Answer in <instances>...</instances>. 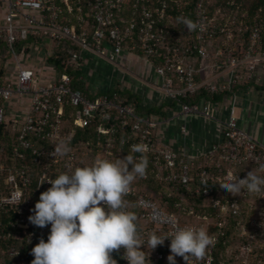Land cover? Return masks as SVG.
Returning a JSON list of instances; mask_svg holds the SVG:
<instances>
[{
	"label": "built area",
	"instance_id": "built-area-1",
	"mask_svg": "<svg viewBox=\"0 0 264 264\" xmlns=\"http://www.w3.org/2000/svg\"><path fill=\"white\" fill-rule=\"evenodd\" d=\"M124 54L154 67L163 80L155 89L180 106L182 118L216 120L218 108L229 105L222 139L203 160L162 146L156 138L161 120L140 116L119 93L89 96L50 63L61 60L82 81L90 58L120 68ZM30 61L36 66L24 65ZM245 89L264 91V7L250 13L247 0H0V128L17 133L6 144L11 155L0 146V264H32V248L50 234L51 225L29 221L35 205L26 200L28 190L36 184L44 192L47 180L97 159H123L117 142L130 151L146 145L131 153L138 161L147 157L150 173L169 186L168 198L179 199L177 214L170 213L133 182L124 200L143 241L152 232L203 229L213 246L199 264H264V193L220 191L249 172L264 177V145L240 129L236 114ZM15 99L29 106L20 123L9 116ZM87 128H94L99 157L90 141L75 142L77 129ZM198 200L215 216L195 215ZM170 243L142 249L149 264H169ZM112 255L128 264L123 248ZM176 264L184 260L177 256Z\"/></svg>",
	"mask_w": 264,
	"mask_h": 264
},
{
	"label": "clouds",
	"instance_id": "clouds-1",
	"mask_svg": "<svg viewBox=\"0 0 264 264\" xmlns=\"http://www.w3.org/2000/svg\"><path fill=\"white\" fill-rule=\"evenodd\" d=\"M185 23L190 29L195 26ZM146 148L132 145L131 152L143 153ZM147 167V157L137 162L128 154L115 161L97 159L91 166L47 180L51 187L41 193L28 219L40 228L51 225L50 234L32 248V264H118L112 253L121 248L128 264H149L150 254L142 249L152 252L166 239L171 240L169 264H176L177 256L184 264L204 261L213 241L203 229L183 227L163 235L152 232L146 242L141 239L138 217L126 210L124 197L137 177L146 175ZM220 191L264 193V177L249 172L246 178L225 183Z\"/></svg>",
	"mask_w": 264,
	"mask_h": 264
},
{
	"label": "crops",
	"instance_id": "crops-1",
	"mask_svg": "<svg viewBox=\"0 0 264 264\" xmlns=\"http://www.w3.org/2000/svg\"><path fill=\"white\" fill-rule=\"evenodd\" d=\"M119 63L120 68H117L90 58L84 69L85 79L82 80L85 83L84 92L89 96L110 92L124 95L125 100L129 99L137 105L140 116L161 120L156 129L158 142L183 154L187 160H203L212 146L221 141L223 126L230 115L229 105L218 108L216 120L197 116L182 118L179 116L180 106L155 89L163 80L154 67L139 57L127 54L121 57ZM36 64L35 61L24 63L31 67ZM28 107L25 100H13L8 107L10 118L22 122ZM236 108L240 129L264 145V91L242 90Z\"/></svg>",
	"mask_w": 264,
	"mask_h": 264
},
{
	"label": "trees",
	"instance_id": "trees-1",
	"mask_svg": "<svg viewBox=\"0 0 264 264\" xmlns=\"http://www.w3.org/2000/svg\"><path fill=\"white\" fill-rule=\"evenodd\" d=\"M246 4V2L244 3ZM247 7V5H246ZM260 7H264V0H255V1H250L248 4V11L250 13H253L257 11ZM50 63L56 65V67L59 69V71L64 74V75H69L74 78L73 85L75 89H79L81 91H85V83L83 81H79V73L73 71L72 69L67 68V66H64L61 64V60H56L55 58L50 59ZM118 93V92H117ZM88 95V94H87ZM119 95L123 96L122 94L119 93ZM204 97L205 94H203ZM130 98V97H129ZM131 99H133L131 97ZM221 98L218 97L216 98V101H220ZM137 101V100H136ZM127 102L133 105L136 109V104L131 103L129 99H127ZM138 104V103H137ZM136 112L139 113L136 109ZM76 141L78 140H83V141H90L91 143V149L94 153V156L99 157L101 154V148L97 145V136L94 131V128H87V129H77L76 131ZM119 134L118 136H120ZM17 136V133L12 132V130H5L4 127L0 128V146H4L6 148L7 154L11 155L10 147L6 146V144L9 143V146L13 145V140L14 137ZM124 138H126L125 135H123ZM46 147L49 149H53L54 147L51 145V143H46ZM116 151L122 154V157H126L128 154H131V151L129 150L128 144L124 145L123 147H120V143H116ZM134 156V155H133ZM135 157V156H134ZM6 158V155H4L3 159ZM2 159V161H3ZM7 163L10 164L9 159H7ZM138 162V160H137ZM146 175H148V179L143 181L142 177H137V186L147 193L149 197L160 204L162 207H164L167 211L173 214H177V210L175 208V203L179 201L178 197L174 195L171 199L168 198V191L170 190L169 186L165 185L162 181L158 180L155 175L151 174L149 169H146ZM29 196L26 198L28 203L33 202L34 205L39 201L41 193L43 191H38L36 190V184L33 185V187L28 190ZM160 196H164V199H161ZM202 200L196 201L195 205V215L197 214H202L203 212H207V214L210 215V217L215 216V210L212 209L210 206L207 207H201L202 205ZM167 203V204H166ZM32 204V203H31ZM163 246H158V249H162ZM219 251L223 250V246L221 243L219 244L218 248ZM215 253V256H219L218 252L213 251Z\"/></svg>",
	"mask_w": 264,
	"mask_h": 264
},
{
	"label": "rangeland",
	"instance_id": "rangeland-1",
	"mask_svg": "<svg viewBox=\"0 0 264 264\" xmlns=\"http://www.w3.org/2000/svg\"><path fill=\"white\" fill-rule=\"evenodd\" d=\"M248 4L250 3V0H247ZM105 67V69H109V67L103 66V68Z\"/></svg>",
	"mask_w": 264,
	"mask_h": 264
}]
</instances>
